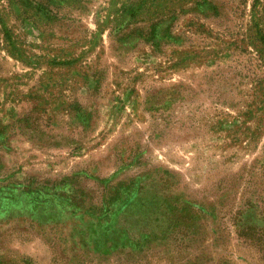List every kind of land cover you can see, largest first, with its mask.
Wrapping results in <instances>:
<instances>
[{"label":"rangeland","instance_id":"1","mask_svg":"<svg viewBox=\"0 0 264 264\" xmlns=\"http://www.w3.org/2000/svg\"><path fill=\"white\" fill-rule=\"evenodd\" d=\"M0 264H264V0H0Z\"/></svg>","mask_w":264,"mask_h":264}]
</instances>
